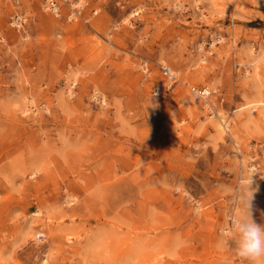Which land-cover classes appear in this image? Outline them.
<instances>
[{"label": "rangeland", "instance_id": "obj_1", "mask_svg": "<svg viewBox=\"0 0 264 264\" xmlns=\"http://www.w3.org/2000/svg\"><path fill=\"white\" fill-rule=\"evenodd\" d=\"M248 202L264 0H0V264H249Z\"/></svg>", "mask_w": 264, "mask_h": 264}, {"label": "clouds", "instance_id": "obj_2", "mask_svg": "<svg viewBox=\"0 0 264 264\" xmlns=\"http://www.w3.org/2000/svg\"><path fill=\"white\" fill-rule=\"evenodd\" d=\"M230 240L235 245V253L249 264H261L264 261V227L257 225L248 211L231 219L228 229ZM224 243L223 239L220 241Z\"/></svg>", "mask_w": 264, "mask_h": 264}, {"label": "built area", "instance_id": "obj_3", "mask_svg": "<svg viewBox=\"0 0 264 264\" xmlns=\"http://www.w3.org/2000/svg\"><path fill=\"white\" fill-rule=\"evenodd\" d=\"M53 4H54V2H53ZM57 9H58V6L55 4V5L53 6V10L57 11ZM164 69H165L164 71H165L167 74H169L168 67H165ZM169 76H170V75H169ZM171 77H174V76L171 75ZM205 89H206V88H200V89H198V88L195 87V86L191 87V90H192L194 93H198L199 96L201 95V93H202V95H207V94H203V93L205 92ZM208 94H209V93H208ZM202 95H201L200 97H202Z\"/></svg>", "mask_w": 264, "mask_h": 264}, {"label": "bare ground", "instance_id": "obj_4", "mask_svg": "<svg viewBox=\"0 0 264 264\" xmlns=\"http://www.w3.org/2000/svg\"><path fill=\"white\" fill-rule=\"evenodd\" d=\"M14 23H17L16 21H14ZM168 70H169V75L171 76H174L175 74H174V72L172 71V69L170 68V67H168ZM203 88H206L205 89V92L203 93V94H207V95H202V93H201V95H202V97L203 98H207L206 96H208L209 94L208 93H210V91L208 90V88L205 86V87H203ZM197 95H198V93H196ZM101 95V94H100ZM100 95H96L95 97L97 98V96H100ZM200 95V96H201ZM199 96V95H198ZM102 99H103V97H102ZM105 99V98H104ZM98 100H100V102L102 101L100 98H98ZM101 104L102 105H105L106 103H105V100H103V102H101ZM27 109V108H26Z\"/></svg>", "mask_w": 264, "mask_h": 264}]
</instances>
